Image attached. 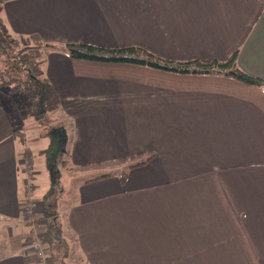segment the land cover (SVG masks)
Returning a JSON list of instances; mask_svg holds the SVG:
<instances>
[{
	"label": "crops",
	"instance_id": "1",
	"mask_svg": "<svg viewBox=\"0 0 264 264\" xmlns=\"http://www.w3.org/2000/svg\"><path fill=\"white\" fill-rule=\"evenodd\" d=\"M1 18L13 36L57 47H137L175 62L239 51L240 70L264 80V0H11ZM43 69L68 122L39 140L56 146L52 162L18 137L0 89V222L16 229L0 264H35L25 251L35 231L20 228L26 153L38 203L59 156L80 171L59 219L83 264H264V87L63 50L46 51Z\"/></svg>",
	"mask_w": 264,
	"mask_h": 264
},
{
	"label": "trees",
	"instance_id": "2",
	"mask_svg": "<svg viewBox=\"0 0 264 264\" xmlns=\"http://www.w3.org/2000/svg\"><path fill=\"white\" fill-rule=\"evenodd\" d=\"M9 1L11 0H0V62L4 63L5 66L0 68V88H14L19 91L25 98L26 107L24 111L26 116L32 118L39 126H43L48 131H50L49 124L52 115L61 107L59 94L46 78L43 69L45 53L51 49L53 51L63 50L75 60L126 63L185 75L223 76L233 78L246 85L264 87V80L252 77L240 70L237 65L239 51L234 52L226 61L201 62L190 60L175 62L164 60L147 50L137 47L104 49L88 44H70L57 47L45 44L33 37H15L1 18L4 5ZM59 128L53 127L52 133L49 132V135L46 136H52ZM153 157L152 155L151 159ZM30 164L32 165V162ZM63 164L67 165L66 162H63ZM143 164L145 163L132 164L130 169ZM126 178L127 174H124L122 176L123 182L126 181ZM59 185L61 183L58 178L52 179L51 188L42 201L41 215L34 220L32 225L45 229V233L40 237V240L43 247L47 248L49 264H70L69 261L73 254L72 249L66 239L63 224L59 219L57 204L56 202L55 204L51 203L50 200L53 196L58 198L61 195Z\"/></svg>",
	"mask_w": 264,
	"mask_h": 264
},
{
	"label": "rangeland",
	"instance_id": "3",
	"mask_svg": "<svg viewBox=\"0 0 264 264\" xmlns=\"http://www.w3.org/2000/svg\"><path fill=\"white\" fill-rule=\"evenodd\" d=\"M50 51L53 52L52 49ZM3 67H5L4 63L0 62V68H3ZM6 92H7V94H6L7 97L12 102V105L14 107L13 108V111H14L13 124L15 127V131H17L18 137H20V136L24 137V139H23L24 142L26 141V137H28V139L29 138L33 139L35 142L39 141L40 139L45 137L47 134L49 135V132H51V130H53L52 129L53 127L59 128V126L61 127L63 125L65 128H67L68 122H66L65 120H61V116H60L61 114H58V113H54L52 115L51 123L49 124L50 125L49 126L50 131H48V129L43 128V126H39L32 118L26 116L25 111H24V108L26 107V102H25V98L20 94V92L16 91L14 88H6ZM39 142L40 143L38 144L37 147H39V148H41V150L45 151V153H44V155L46 157V158L44 157L45 160L47 159L48 160L47 162H50V160H51V162H52L54 153L57 150L56 146L54 147L51 144V140L50 139L48 140L47 138H44L43 140H41ZM34 155H36V154L34 153ZM135 160L136 161H143L141 158L135 159ZM63 162H66L68 165H64ZM68 162L69 161L66 159V156H62V155L59 156L58 159L56 160V168H57L58 172H60L59 182L63 185V188L65 190V193L63 195H64L66 203L63 205H59V204L57 205L58 213L60 212L59 215H60V217H63V218L67 215L68 206L72 204V201H74L73 185H75L77 183V181H79V179H75V178H78L80 176V173H79L80 171H74L73 169H71ZM24 163H25V168H26L27 172L29 173L28 175L30 178H29L28 182H29L30 187H31V190H27V192H26V194H27L26 197L29 199V201L25 203V208H27V206L30 204H34L35 205V208H34L35 215H34V218L32 217L30 219V216L26 215V217H25V213H24V215H23L24 223L21 224L20 228L26 222V226L29 225L28 227H32V229L35 231L34 236L32 237V238H34L37 236L39 237V235L41 236V234L45 233L44 228L36 227L34 224L32 225L34 220L39 218L41 215L40 211H42V203H38L37 200L34 198L35 197V185H34L33 181L35 179V172H34L33 168L30 166L31 165L30 164L31 159H30V156L28 153L25 154L23 164ZM124 164H129V162L127 161ZM126 166L127 165H125V167ZM97 173L98 172L94 171V173L92 175H95ZM58 199H59V197L56 198L55 196H53V198L52 197L50 198L51 203H54V204H55V202L57 204ZM52 212L54 213V211H52ZM18 224H20V222ZM11 228H12V230L9 229V226L6 223L0 222V245H3L5 243V240L9 237V235L16 230L13 227H11ZM35 233H38V234L35 235ZM71 237L74 238V236L72 234H71ZM9 240H10V238H9ZM30 241L31 240H29L27 242V244ZM27 244H26V246H27ZM74 246L71 247L73 249L72 253L73 252L74 253L72 254V257L70 258L69 263L70 264H83V261H82L83 257L79 252H77L76 244ZM44 248L47 251V248L46 247H44ZM26 253L28 256H30L27 251H26ZM32 261L36 264L35 259L32 258ZM48 264H49V262H48Z\"/></svg>",
	"mask_w": 264,
	"mask_h": 264
},
{
	"label": "built area",
	"instance_id": "4",
	"mask_svg": "<svg viewBox=\"0 0 264 264\" xmlns=\"http://www.w3.org/2000/svg\"><path fill=\"white\" fill-rule=\"evenodd\" d=\"M27 190H31L30 184H27L26 192ZM27 195V194H26ZM29 199L27 198V202ZM34 204H30L27 206V208L24 209L25 217L26 215L30 216V219L34 218ZM34 213V214H33ZM25 251L28 252V254L36 260V264H48V255L46 249L43 247L40 237H34L31 239V241L25 246Z\"/></svg>",
	"mask_w": 264,
	"mask_h": 264
}]
</instances>
